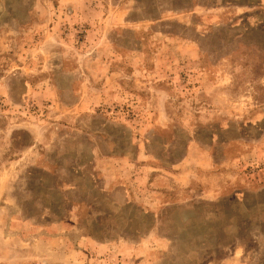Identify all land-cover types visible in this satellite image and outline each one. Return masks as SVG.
<instances>
[{
	"label": "rangeland",
	"instance_id": "374dc122",
	"mask_svg": "<svg viewBox=\"0 0 264 264\" xmlns=\"http://www.w3.org/2000/svg\"><path fill=\"white\" fill-rule=\"evenodd\" d=\"M0 264H264V0H0Z\"/></svg>",
	"mask_w": 264,
	"mask_h": 264
}]
</instances>
